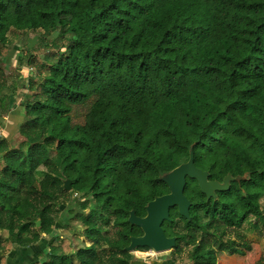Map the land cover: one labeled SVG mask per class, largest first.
Listing matches in <instances>:
<instances>
[{
    "label": "trees",
    "instance_id": "16d2710c",
    "mask_svg": "<svg viewBox=\"0 0 264 264\" xmlns=\"http://www.w3.org/2000/svg\"><path fill=\"white\" fill-rule=\"evenodd\" d=\"M10 31L60 43L27 62L36 92L18 104L23 141L0 139V264L3 240L17 255L44 236L24 264H145L127 250L142 234L129 215L144 217L190 159L222 189L186 178L188 216L174 207L162 224L173 254L182 244L192 264L244 254L226 229L264 224V0H0V47ZM7 69L0 56V119L17 113ZM88 102L73 124L72 106ZM62 205L81 241L71 252L54 243Z\"/></svg>",
    "mask_w": 264,
    "mask_h": 264
},
{
    "label": "rangeland",
    "instance_id": "374dc122",
    "mask_svg": "<svg viewBox=\"0 0 264 264\" xmlns=\"http://www.w3.org/2000/svg\"><path fill=\"white\" fill-rule=\"evenodd\" d=\"M43 37L42 31L34 32H17L10 31L8 34V41L6 46H1V57L3 58V64L8 65L6 71L5 89L9 92L11 88H8L10 85L15 86L14 97L12 100H15L16 104H19L27 99L30 94L36 92H31L27 90V76L35 78L37 67L28 66L27 62L33 56L35 63L41 64L43 62V56L52 54L50 51H46V44H50L53 41L60 43V38L54 32L50 31L45 34ZM32 69V71H31ZM37 82H35V86ZM38 92V90H37ZM89 102L79 106H72L70 111L71 122L73 124H83L85 113L88 109ZM17 109V107H16ZM7 114H4L1 118L5 117ZM26 123V119L23 118L17 122L13 128L10 129L6 138L3 137V140L8 138L9 143L14 145H19L23 138L20 136L19 128ZM17 150V149H13ZM260 207L264 213V196L259 199ZM71 206L62 205L60 207V213L58 215L54 230L57 234L55 238V245L61 246L64 252H71L75 247L81 245V241L78 237H73L69 232L68 228L75 227L77 221L73 218L74 214L69 213ZM73 210L77 212L79 208L73 204ZM226 236L230 239H233L239 242L242 245L244 254H252L253 256L259 255L264 257V224L258 222H250L244 225L243 228L237 229L229 227L226 229ZM48 240L47 236H44L39 241L40 244H46ZM182 246V251L180 253H174L173 249L168 251H163L156 253L151 249L139 250L132 252L135 258L140 260L145 264H151L154 258H163L167 257L168 259H175V264H192L189 260V254L191 252V247ZM223 253V252H222ZM173 254V255H172ZM220 253L217 254V256ZM243 254V256H244ZM153 258V259H152ZM241 259H243L241 257ZM148 262V263H147ZM217 261L215 262V264Z\"/></svg>",
    "mask_w": 264,
    "mask_h": 264
},
{
    "label": "water",
    "instance_id": "95a60500",
    "mask_svg": "<svg viewBox=\"0 0 264 264\" xmlns=\"http://www.w3.org/2000/svg\"><path fill=\"white\" fill-rule=\"evenodd\" d=\"M206 173L196 168L192 160L176 167L168 176L169 193L156 197L148 203L146 215L138 217L133 212L129 215V223L137 226L142 231L141 236L132 237L127 247L129 252H134L137 247H146L156 253L168 251L176 244L175 237H167L162 228L165 221H169L170 209L176 207L181 216H188L190 201L184 195L186 178L197 180L199 188L206 194H212L216 189H222L218 183L206 180ZM63 187L70 191V180H65ZM36 227L40 221H36Z\"/></svg>",
    "mask_w": 264,
    "mask_h": 264
},
{
    "label": "crops",
    "instance_id": "0c3cea01",
    "mask_svg": "<svg viewBox=\"0 0 264 264\" xmlns=\"http://www.w3.org/2000/svg\"><path fill=\"white\" fill-rule=\"evenodd\" d=\"M16 107H17L16 109L17 113L14 114L11 111L5 117L0 119V129H2V133H3L2 138L3 137L6 138L10 129L13 128L17 122L23 119V117L19 115V111L21 107L18 104H16ZM6 140H8V138ZM5 237H6V232L5 231L0 232V238L4 239ZM1 245L4 246V248L6 249V253L2 261V264H24L26 260H36V253L39 250L45 248V244L42 245L38 242L37 244H34L32 246L27 247L24 250H21L20 252H17V255H15V251H14L15 249L14 248L9 249L11 248L9 246V243L3 240ZM23 251H25L26 253H24ZM241 257L243 259H241ZM259 259H260L259 255L253 256L252 254L250 255L244 254L243 256L233 253H220L217 256L216 264H256V262ZM171 262L172 261L167 257H163V258H154L151 264H175Z\"/></svg>",
    "mask_w": 264,
    "mask_h": 264
},
{
    "label": "built area",
    "instance_id": "2783aa9c",
    "mask_svg": "<svg viewBox=\"0 0 264 264\" xmlns=\"http://www.w3.org/2000/svg\"><path fill=\"white\" fill-rule=\"evenodd\" d=\"M3 133H2V129H0V139L2 138Z\"/></svg>",
    "mask_w": 264,
    "mask_h": 264
},
{
    "label": "flooded vegetation",
    "instance_id": "af4514ba",
    "mask_svg": "<svg viewBox=\"0 0 264 264\" xmlns=\"http://www.w3.org/2000/svg\"><path fill=\"white\" fill-rule=\"evenodd\" d=\"M142 232V231H141ZM165 233V232H164ZM142 235V234H141ZM141 235H139V236H141ZM166 235V234H165ZM167 236V235H166ZM168 237V236H167Z\"/></svg>",
    "mask_w": 264,
    "mask_h": 264
}]
</instances>
